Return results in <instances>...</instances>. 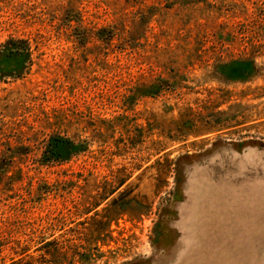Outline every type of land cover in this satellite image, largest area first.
<instances>
[{
    "label": "rangeland",
    "instance_id": "obj_1",
    "mask_svg": "<svg viewBox=\"0 0 264 264\" xmlns=\"http://www.w3.org/2000/svg\"><path fill=\"white\" fill-rule=\"evenodd\" d=\"M10 37L0 264H264V0H0Z\"/></svg>",
    "mask_w": 264,
    "mask_h": 264
},
{
    "label": "trees",
    "instance_id": "obj_2",
    "mask_svg": "<svg viewBox=\"0 0 264 264\" xmlns=\"http://www.w3.org/2000/svg\"><path fill=\"white\" fill-rule=\"evenodd\" d=\"M12 65V71L7 75L1 74L0 81L6 77L21 79L33 65L32 49L27 39L10 37L0 45V63Z\"/></svg>",
    "mask_w": 264,
    "mask_h": 264
}]
</instances>
